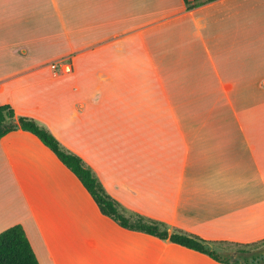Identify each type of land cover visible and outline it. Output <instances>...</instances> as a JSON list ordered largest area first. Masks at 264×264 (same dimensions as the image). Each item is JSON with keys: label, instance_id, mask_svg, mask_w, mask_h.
<instances>
[{"label": "crops", "instance_id": "crops-1", "mask_svg": "<svg viewBox=\"0 0 264 264\" xmlns=\"http://www.w3.org/2000/svg\"><path fill=\"white\" fill-rule=\"evenodd\" d=\"M249 5L0 0V105L77 155L127 214L264 241V43L236 24ZM14 225L39 264H221L102 215L19 129L0 139V233Z\"/></svg>", "mask_w": 264, "mask_h": 264}, {"label": "trees", "instance_id": "trees-1", "mask_svg": "<svg viewBox=\"0 0 264 264\" xmlns=\"http://www.w3.org/2000/svg\"><path fill=\"white\" fill-rule=\"evenodd\" d=\"M182 1L186 8L190 10L199 3L212 0ZM10 120L17 122L19 130L28 132L38 138V140L77 178L96 204L100 213L113 220L120 227L126 230L147 234L161 241H167L171 244L204 254L221 264H239L237 262L230 263V257L228 255L221 256L220 253L217 252V246L223 243L207 242L182 231H169L168 227L163 223L146 219L137 214H127L124 209L105 192L97 177L77 155L64 150L52 134L45 128L40 127L32 119L17 117L10 106L0 105V125ZM13 131L16 130L0 129V139ZM253 245H258V247L252 250L250 247ZM237 246L239 247L231 251L235 252L238 257L249 254L248 258H243V260L247 262L249 258L255 259L263 252L264 241ZM0 264H39L26 234L20 225H14L0 233ZM259 264H264V262Z\"/></svg>", "mask_w": 264, "mask_h": 264}, {"label": "rangeland", "instance_id": "rangeland-1", "mask_svg": "<svg viewBox=\"0 0 264 264\" xmlns=\"http://www.w3.org/2000/svg\"><path fill=\"white\" fill-rule=\"evenodd\" d=\"M244 17L247 18L248 24L253 28V40L254 45L259 43H264V0H251V5L247 7V12H242L241 14L236 13V24H241L244 21ZM256 47H254L255 49ZM260 54V52H259ZM54 64V63H52ZM208 117H211V112ZM237 245L230 244H220L217 246V252L221 256H227L234 248H238ZM257 246H251L252 250L256 249ZM249 254L245 256H240V258H248Z\"/></svg>", "mask_w": 264, "mask_h": 264}, {"label": "water", "instance_id": "water-1", "mask_svg": "<svg viewBox=\"0 0 264 264\" xmlns=\"http://www.w3.org/2000/svg\"><path fill=\"white\" fill-rule=\"evenodd\" d=\"M18 128L19 126L17 122L12 121V120L4 122L3 124L0 125L1 130H6V129L17 130ZM228 256L230 257V260H229L230 263L237 262L239 264H259V262L264 260V254L260 255L259 257L255 259L249 258L247 262H245L242 258L238 257V255L235 252H231Z\"/></svg>", "mask_w": 264, "mask_h": 264}, {"label": "built area", "instance_id": "built-area-1", "mask_svg": "<svg viewBox=\"0 0 264 264\" xmlns=\"http://www.w3.org/2000/svg\"><path fill=\"white\" fill-rule=\"evenodd\" d=\"M62 67H63V70L65 71V72H70V65H61ZM52 69H57V67H58V64H51V66H50Z\"/></svg>", "mask_w": 264, "mask_h": 264}, {"label": "flooded vegetation", "instance_id": "flooded-vegetation-1", "mask_svg": "<svg viewBox=\"0 0 264 264\" xmlns=\"http://www.w3.org/2000/svg\"><path fill=\"white\" fill-rule=\"evenodd\" d=\"M263 254H264V252H262L261 254H259L257 257H259L260 255H263ZM261 262H264V260L261 261ZM261 262H259V263H261Z\"/></svg>", "mask_w": 264, "mask_h": 264}]
</instances>
